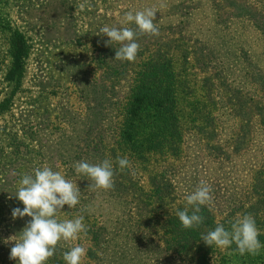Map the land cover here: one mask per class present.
Masks as SVG:
<instances>
[{
    "label": "rangeland",
    "instance_id": "obj_1",
    "mask_svg": "<svg viewBox=\"0 0 264 264\" xmlns=\"http://www.w3.org/2000/svg\"><path fill=\"white\" fill-rule=\"evenodd\" d=\"M195 1L206 0H0V264H18L10 259L14 242L4 241L13 235L19 237L30 220H13L11 215L14 208L24 207L15 197L22 176L47 165L77 183L74 165L78 161L66 163L64 155L91 124L94 103L105 92L108 81L101 58L108 56V62L111 53L120 47L116 43L105 46L109 38L98 35L100 28L107 25L136 30L134 23L121 21L126 12L146 7L158 10L155 23L159 35L138 38L137 58L114 85L113 100L121 101L129 94L136 67L149 54L160 47L168 50L184 91L190 92L183 101L187 105L183 110L187 112L191 103L206 104V111L216 123L218 135L213 142L222 146L226 160L209 156L210 143L191 130L181 157L162 163L157 172L166 174L185 204L187 195L201 181L206 182L212 196L207 207L217 221H234L242 218L243 213L255 215L253 206L260 198L256 192L264 196V191L262 195L259 190L261 184L264 186V128L257 113V106H264V0H234L232 5L247 11H237L228 3L219 6V22L224 25H212L208 30L198 15L201 10L196 7L200 2L194 5ZM13 31L21 34L27 45L20 81L11 54ZM208 39L219 52V60L215 54L212 66L223 63L221 85L215 76L217 71L211 68L208 72L205 65L209 61L204 55L207 46L203 45ZM254 73L261 75L256 81L251 77ZM205 80L211 85L213 101L204 98ZM238 90L246 94L243 113L236 110L230 98ZM111 116L108 109V125ZM135 167L134 181L145 183L148 174ZM77 185L80 189L87 186L85 179H78ZM84 193L86 198L88 191L84 189ZM120 203L119 198L99 195L91 199L88 208L101 212L98 218L102 222L114 220L118 226L121 222H135L134 216L121 211ZM250 207L251 213H247ZM75 215L69 217L62 209L57 219H75ZM256 217L264 224L263 209ZM157 241L153 239L154 250ZM75 245L89 247L80 235L75 241H62L56 253L69 251ZM110 246L103 262L84 256L82 264H167L163 259L166 255L160 250L138 254L123 239H114ZM57 256L51 264L64 261L61 255ZM255 256L231 254L226 260L227 264H261Z\"/></svg>",
    "mask_w": 264,
    "mask_h": 264
},
{
    "label": "trees",
    "instance_id": "obj_2",
    "mask_svg": "<svg viewBox=\"0 0 264 264\" xmlns=\"http://www.w3.org/2000/svg\"><path fill=\"white\" fill-rule=\"evenodd\" d=\"M228 1L193 2H200L196 8L201 10L198 15H201L202 20L204 19L206 30L212 25L217 27L224 25L219 22L221 10L219 6L228 3L230 8L237 9V11L245 10L242 6L232 5L235 3L234 0ZM214 34H217V31ZM262 34L264 35V31ZM12 37L11 54L14 69L20 73L17 77V80L20 81L27 45L21 34L13 31ZM203 46H207L204 49V55L206 61H209L205 64L208 72L211 68L215 69L217 71L215 76L220 79L221 85L223 63L220 61L212 66V62L216 59L215 54H218L219 60V52H216L217 48L210 42V39ZM111 54L108 62L105 60L108 56H105L104 60L103 58L100 60L103 65V74L108 82L100 100L97 98L94 103V111L90 115L92 122L88 124L86 130L82 131L78 142L72 145V150L64 155L67 157L66 163L84 160L96 164L108 159L113 163L116 172L114 188L108 191L89 189V184L93 182L87 176L78 174L77 184L78 179H85L87 185H83L80 189V203L75 208H68L67 205L63 208L65 215L69 217L74 213H76V218L80 215L84 217L87 234L82 233L81 236L89 246L86 249L85 257L88 260L103 262L104 256H108L111 242L114 239H123L130 243V249L138 254L146 255L150 254L151 250H160V253L166 255L163 259H166L167 264H227L226 259L231 254H239L236 245L232 244L227 249L214 245L210 247L201 240V236L214 230L218 224H222L227 230H230L231 224L236 220L217 221L211 210L207 206H202L203 223L199 227L185 229L176 213L185 208H188L191 213L192 206L180 200L175 186L165 178L164 172H157L165 162L181 157L185 138L191 130L194 131V135L210 143L208 146L209 156L217 160L221 158V160H226L224 152L222 153L221 150L222 146L218 142H213L218 135L216 127H214L216 124L214 118L206 111L207 107L204 102L202 104L200 102L191 103L187 112L183 110L187 107L183 101L190 92L184 91L183 83L180 81L179 72L176 70L170 52L162 47L149 54L148 58L136 67L129 94L121 101L113 100V97L116 96L114 85L128 72L132 62L116 60L115 51ZM251 77L256 81L261 75L254 73L251 74ZM205 86L204 98L207 101H213L210 92L211 85L208 80H205ZM231 94L230 98L234 100V107L238 112L243 113L246 94L240 93L239 90L233 91ZM108 109L112 114L109 125L105 117ZM257 113L264 128V106H257ZM125 157L130 161L131 167L120 170L117 158ZM134 167L148 174L145 183L139 184L134 181L136 178L133 175ZM259 187L263 195L264 186L261 184ZM84 189L88 191L86 198H84ZM99 195L119 198L121 211L125 210V213L127 212L125 215H129V217L134 216L135 222H128L129 224L121 222L119 226L114 223V220L102 222L98 218L101 212H93L88 208L91 199ZM256 195L260 198L253 206V209L256 210L253 217L260 231L258 239L264 244V224L256 217L260 210H264V196L259 195V192H256ZM251 209L250 207L247 213H251ZM232 215L234 216V214ZM153 239L158 240L155 245L157 250L151 246ZM65 251L63 249L55 253L47 261V264H51L58 258L57 255L63 257ZM160 253L154 252L155 255H160ZM244 255L251 254L245 253ZM255 257L261 259L260 263L264 264V248ZM57 264H64V261L59 260ZM159 264L161 263L159 262Z\"/></svg>",
    "mask_w": 264,
    "mask_h": 264
},
{
    "label": "clouds",
    "instance_id": "obj_3",
    "mask_svg": "<svg viewBox=\"0 0 264 264\" xmlns=\"http://www.w3.org/2000/svg\"><path fill=\"white\" fill-rule=\"evenodd\" d=\"M157 11L154 7H146L143 10L126 12L121 24L134 23L136 30L131 27L107 25L100 28L98 35L109 38L105 41V46L114 43L120 45L115 52L116 60L135 61L140 50L138 38L159 35V28L155 23ZM117 164L120 170L131 167L126 157L117 158ZM74 167L77 174L87 176L93 182L89 184V189L108 191L114 188L116 172L110 160L105 159L96 164L81 160L76 162ZM19 185L15 197L24 207L22 210L19 207L14 208L11 215L13 220L24 217H30V220L19 237L10 236L4 243L14 242L10 259L16 260L18 264H47L62 241H75L82 233L87 234L83 215L63 221L57 219L58 213L65 205L75 208L80 203L81 190L76 182L66 179L61 172L53 171L47 165L34 169V174H24ZM211 201V187L201 181L195 190L187 195V204L192 206L191 213L188 208L176 213L182 226L185 229L199 227L204 221L201 215L202 206H207ZM259 235L254 217L246 214L232 223L230 230L218 224L214 230L202 235L201 240L207 246L214 245L223 249L235 244L239 254L255 256L264 248V244L258 239ZM85 255L86 249L75 245L63 253V259L66 264H82Z\"/></svg>",
    "mask_w": 264,
    "mask_h": 264
}]
</instances>
